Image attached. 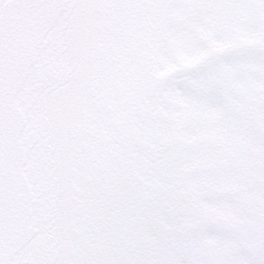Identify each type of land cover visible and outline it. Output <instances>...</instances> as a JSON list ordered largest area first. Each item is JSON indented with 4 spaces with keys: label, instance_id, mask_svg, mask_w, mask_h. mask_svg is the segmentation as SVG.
<instances>
[{
    "label": "snow or ice",
    "instance_id": "snow-or-ice-1",
    "mask_svg": "<svg viewBox=\"0 0 264 264\" xmlns=\"http://www.w3.org/2000/svg\"><path fill=\"white\" fill-rule=\"evenodd\" d=\"M0 264H264V0H0Z\"/></svg>",
    "mask_w": 264,
    "mask_h": 264
}]
</instances>
